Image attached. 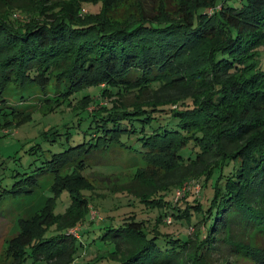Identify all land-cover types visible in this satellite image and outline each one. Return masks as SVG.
Here are the masks:
<instances>
[{"label":"trees","instance_id":"trees-1","mask_svg":"<svg viewBox=\"0 0 264 264\" xmlns=\"http://www.w3.org/2000/svg\"><path fill=\"white\" fill-rule=\"evenodd\" d=\"M96 1L101 10L85 17L80 0L51 8L41 0H0L1 122L3 114L26 112L11 103V87L21 90L22 101L33 87L49 102L101 84L103 95L116 88L125 98L93 111L86 100L94 96L79 95L73 121L44 135L47 142L64 137L70 144V128H86L82 141L53 152L33 173H15L13 185L0 192V203L31 195L44 175L60 176L68 165L80 178L78 165L90 168L99 165L93 160L100 153L131 149L123 138L135 135L156 168L138 173L120 190L146 212L158 213L151 219L112 220L96 237L91 234L96 226L86 228L78 238L71 228L89 222L88 188L64 179L53 192L51 210L37 222L40 229L25 226L15 253L29 264H99L104 259L108 264H221L219 251L228 249L232 256L264 264V246L252 243L253 237L264 238V0L240 6L226 0ZM17 12L24 19L15 18ZM195 50L201 63L176 71V63ZM33 149L44 151L41 145ZM218 171L210 205L192 223L195 231L187 236L161 231L164 214L190 219L193 207L177 208L178 213L168 195L184 182H206ZM64 192L70 202L56 214ZM193 208L200 209L199 203ZM99 239L108 249L97 246L93 260H79L83 248L92 251Z\"/></svg>","mask_w":264,"mask_h":264},{"label":"rangeland","instance_id":"rangeland-1","mask_svg":"<svg viewBox=\"0 0 264 264\" xmlns=\"http://www.w3.org/2000/svg\"><path fill=\"white\" fill-rule=\"evenodd\" d=\"M42 5H46L45 8L55 7L56 5H64V1L68 0H41ZM77 3V0H73ZM154 0H150V4ZM230 5L240 6L246 0H226ZM81 10L80 13L87 17L91 16L92 13H98L101 10V2L96 0H80ZM57 9V8H56ZM17 19H24V14L17 12L14 16ZM196 52V50H195ZM202 57L197 50L194 54H187L181 62L176 63V71H184L186 68L193 66L197 67L201 63ZM264 62V60H263ZM196 65V66H194ZM13 84L9 85V87ZM105 85L99 86H86L80 90L77 94H74L71 98H54L49 102L46 101L44 95L36 87H33L31 95H28L27 100H21L22 95L19 92V88L11 87L8 91L11 92V103L19 108H22L23 113L17 114L16 116H10V114H3V121L0 119V132L5 133V136L0 135V192L3 188H10L17 177L13 175L17 172L33 173L34 170L39 167L42 162L50 158L53 152L63 151L69 147L70 144H75L83 139V133L86 128H70L72 134V141L70 144L66 143L65 138L61 137L64 143L57 141L56 143H50L46 141L45 131L54 128L62 127L66 123H70L76 117L74 115V107L80 106L79 95L90 94L94 96L88 98L87 104L89 110L96 111L101 109V106L112 107L120 105L122 98L121 94H116V88L107 95L101 93V88ZM17 93V94H16ZM27 93V92H26ZM9 94V93H8ZM24 95V94H23ZM52 96V95H51ZM134 96L128 94L127 99L130 102ZM95 100L98 102H95ZM55 101L62 103L56 106ZM89 101H91L89 103ZM55 103V104H54ZM56 107V109H55ZM167 107V106H166ZM18 109V108H17ZM21 109V110H22ZM27 110H30L27 112ZM53 110V111H51ZM0 111H2L0 109ZM149 112V111H148ZM168 114V113H163ZM80 132V133H78ZM137 136L133 135L130 138L125 136L123 140H127L126 143L132 148L119 147L114 148L106 153H100L94 158L93 163L98 162L99 165H95L90 168L80 167L79 175L82 177L77 178L71 175L70 168L72 165H68L59 172L60 176L55 173H49L44 175L40 179L38 187L33 191L31 195H25L21 197H6L3 202L0 203V264H29V259L23 258V254L19 256L17 243H21V234L24 233L25 226L35 225V231L39 230V224L37 222L44 218V214L51 210L53 202V192L56 187H60L64 179L70 184L76 185L81 184L88 188L84 189V194L89 198L90 204V216L85 224L78 223L71 228V232L78 238H81L78 232L80 230H86L96 226L98 230L92 232L93 237L98 236L102 231L99 229L100 226L109 224L112 220L121 221L123 218L133 215L136 218L151 219L158 211L146 212L143 204L139 203L138 200L132 195H128L126 192L120 190L121 186L131 182L138 173L146 171L150 173L154 168V165L150 164V156L143 154V147L140 146L141 141H136ZM124 140V141H125ZM35 145H41L42 149H38L37 152H33ZM190 149L185 148L182 153L187 155ZM39 153H41L39 155ZM103 164V165H101ZM161 170L160 168H158ZM218 172H215L210 179L206 182L203 179H196L190 181L191 186L177 192L180 194L176 195V190L168 195L170 202L176 207L175 210L180 208H189L191 205L194 207L195 204L199 203L200 209H194L190 212V219H177L175 215L168 214L163 216L159 226L163 232H168L172 235L187 236L189 233L195 231V226L192 225L193 221L199 217V213H204L209 205L211 198L214 194V183L217 180ZM63 177V178H62ZM185 183L182 184V186ZM181 186V187H182ZM184 187V186H183ZM183 187L181 189H183ZM91 188V189H89ZM70 202V197L67 192H64L62 196L56 202L54 211L59 214L65 210ZM170 206V203H167ZM167 209H169L167 207ZM176 212L179 213V210ZM183 212V211H181ZM111 216V217H110ZM113 218V219H112ZM146 224L150 229L153 228V224ZM158 226V227H159ZM201 237L203 238L204 227H201ZM36 231V232H37ZM84 239V238H83ZM98 241V240H97ZM252 243L259 246H264V238L253 237ZM96 248H95V247ZM100 247L102 250H107L108 246L103 241L95 242L92 247V251L83 252L79 257V260L88 262L95 258V249ZM91 247V248H92ZM222 255L221 264H226L227 261L232 264H259V262L243 256L230 255L229 250L219 251ZM21 261H23L21 263ZM25 261L29 262L26 263ZM25 262V263H24ZM228 263V264H229ZM99 264H108L107 260L101 261Z\"/></svg>","mask_w":264,"mask_h":264},{"label":"built area","instance_id":"built-area-1","mask_svg":"<svg viewBox=\"0 0 264 264\" xmlns=\"http://www.w3.org/2000/svg\"><path fill=\"white\" fill-rule=\"evenodd\" d=\"M191 184H192V183H190V182H189V183H185V184L183 185L184 187L181 185V186L183 187V189H181V188H182L181 186H180L179 188H177V189H178L179 192H181L182 190H186V188L190 187ZM177 194H178V195H177ZM176 195H177V196L180 195V194L177 192V190H176Z\"/></svg>","mask_w":264,"mask_h":264}]
</instances>
